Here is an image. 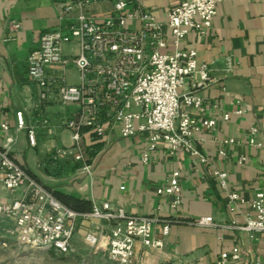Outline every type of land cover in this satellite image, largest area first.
Wrapping results in <instances>:
<instances>
[{
  "label": "crops",
  "instance_id": "0c3cea01",
  "mask_svg": "<svg viewBox=\"0 0 264 264\" xmlns=\"http://www.w3.org/2000/svg\"><path fill=\"white\" fill-rule=\"evenodd\" d=\"M73 1L0 0V122L10 124L9 146L17 161L53 192L89 201L92 207L109 202L130 214L157 215L154 234L164 244L147 249L138 243L136 264H217L221 252L234 246L242 249V258L228 264H264V232L242 228L247 217L255 214L251 200L264 169V0H221L212 28L193 31L184 42L196 48L198 62L208 66L213 79L209 86L197 89L204 104L193 111L197 117L218 119L215 129L196 134L206 161L185 151L173 152L165 140L144 161L149 141L145 134L123 137L113 131L96 144L90 174L72 155L53 158L58 149L72 144V131L64 122L77 115L79 105L57 101L40 105V87L28 76L29 53L38 47L44 32L62 24V5ZM134 1L164 22L168 10L183 0ZM111 8L110 1L102 0L86 11L100 16ZM77 52V42L63 45L65 55ZM65 76L69 84L80 81L74 64L65 68ZM186 89L194 88L189 83ZM18 110L24 111L26 128L17 126ZM225 113L228 120L223 118ZM30 127L36 131L35 145L28 138ZM252 127L258 129L256 139L261 145L250 143ZM230 138L234 142L225 144ZM5 142L6 135L0 133V146ZM216 169L227 173V187L213 175ZM174 170L181 172L182 200L176 208L171 206L174 195L157 192L168 184ZM231 191L243 200H232ZM19 195V190L9 195L0 189L1 201ZM204 216H211L213 223L180 222ZM165 222H169L166 233ZM80 223L91 225L84 219ZM13 228V221L0 225V231L10 237ZM79 242L85 243L76 233L71 251ZM106 243L104 237L101 248L85 244L94 253L106 254L102 248Z\"/></svg>",
  "mask_w": 264,
  "mask_h": 264
},
{
  "label": "built area",
  "instance_id": "2783aa9c",
  "mask_svg": "<svg viewBox=\"0 0 264 264\" xmlns=\"http://www.w3.org/2000/svg\"><path fill=\"white\" fill-rule=\"evenodd\" d=\"M100 1L64 3L62 24L44 32L38 47L28 55V76L40 87V105L57 101L62 105L77 103L80 107L77 115L64 122L72 131V144L58 149L53 158L72 155L90 174L96 144L118 131L123 137L147 136L144 161L162 140L173 152L185 151L206 161L196 134L215 129L218 119L197 117L193 111L204 104L197 89L209 86L213 79L208 66L198 62L196 48L184 46V42L191 32L212 28L221 0H183L168 10L164 22L150 9L135 5L134 0H108L112 8L107 15L86 11ZM75 9L78 12L73 15ZM69 42H77L79 52L65 55L63 45ZM70 64L80 72L77 84L67 82L65 68ZM53 66L59 70H51ZM189 83L193 90L186 89ZM223 118L228 120L229 114ZM16 119L19 128L27 127L23 110L16 112ZM9 131L10 124L0 122V133L6 135V142L0 146V189L9 195L19 190L20 195L0 200V225L13 221L10 232L21 244L65 253L71 250L76 233L96 248H101L106 237L102 248L110 260L119 264H136L138 243L147 249L163 246V240L154 234L157 215L130 214L124 207H112L109 202L94 204L87 213L64 204L17 161L10 150ZM257 131L256 127L251 128L250 143L261 145L256 139ZM28 138L31 145L36 144L33 127L28 129ZM224 142L232 143L234 139ZM220 153L226 154L225 149ZM213 175L227 187L225 171L216 169ZM180 176L181 172L174 170L168 184L157 189L159 194L174 195L173 208L182 200ZM229 195L232 200H243L236 191ZM251 206L255 214L247 217L242 228L264 232V169ZM80 219L89 220L92 226L81 224ZM168 223L164 224V233ZM194 223L212 224L213 219L204 216L194 219ZM241 253L239 246L224 250L217 264L238 261Z\"/></svg>",
  "mask_w": 264,
  "mask_h": 264
},
{
  "label": "rangeland",
  "instance_id": "374dc122",
  "mask_svg": "<svg viewBox=\"0 0 264 264\" xmlns=\"http://www.w3.org/2000/svg\"><path fill=\"white\" fill-rule=\"evenodd\" d=\"M0 231V264H119L105 253H94L83 242L75 250L60 252L53 248L34 249L20 244L15 234Z\"/></svg>",
  "mask_w": 264,
  "mask_h": 264
},
{
  "label": "trees",
  "instance_id": "16d2710c",
  "mask_svg": "<svg viewBox=\"0 0 264 264\" xmlns=\"http://www.w3.org/2000/svg\"><path fill=\"white\" fill-rule=\"evenodd\" d=\"M29 172V171H28ZM30 173V172H29ZM31 174V173H30ZM32 175V174H31ZM33 176V175H32ZM34 177V176H33ZM35 178V177H34ZM52 193L64 204L72 208L73 210L76 211H83V212H90L92 210V205L89 201L86 200H80V199H75L71 196L64 195L61 193L53 192ZM172 220V219H171ZM169 220V221H171ZM172 222V221H171ZM180 222H193L194 220H182Z\"/></svg>",
  "mask_w": 264,
  "mask_h": 264
}]
</instances>
